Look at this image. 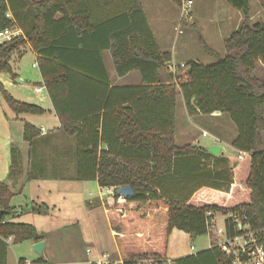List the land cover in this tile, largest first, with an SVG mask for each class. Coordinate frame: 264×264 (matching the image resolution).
Returning a JSON list of instances; mask_svg holds the SVG:
<instances>
[{"label": "trees", "instance_id": "1", "mask_svg": "<svg viewBox=\"0 0 264 264\" xmlns=\"http://www.w3.org/2000/svg\"><path fill=\"white\" fill-rule=\"evenodd\" d=\"M170 1L176 6L181 2ZM225 1L243 14L223 41L225 54L212 50L192 22H184L195 28L204 52L216 61L206 65L191 61L190 72L181 76L167 70L171 53L159 49L138 0H0V30L10 24L22 30L20 36L0 44V71L16 77L9 59L27 43L37 53L42 82L61 129L76 138L75 179H96L102 187H114V199L105 209L123 264H143L142 260L156 264H231L218 245L167 258L171 231L182 230L191 237L206 234L212 213L235 215L224 221L227 237L241 234L246 225L264 246V80L253 75L258 63L264 65V22H248L249 0ZM7 9L13 20L5 17ZM105 49L110 51L118 76L135 70L143 85L109 89L101 55ZM92 77L104 82L100 83L106 98L102 115L99 110L77 126L73 105L79 82ZM164 78L176 80L177 85L165 83ZM177 87L188 114L220 112L233 121L236 135L231 145L247 156L242 180L249 190L247 200L225 205L191 196L178 199L163 192L158 179L198 181L208 173L200 159L212 157L202 147L188 150L175 143ZM0 95L16 114L45 112L39 105L13 97L1 82ZM119 96L124 98L116 100ZM38 134L34 125L24 124L22 136L30 151ZM180 158L194 159L197 174L185 178L177 175ZM221 160L228 164L226 158ZM22 174V158L13 147L7 179L14 184ZM226 175L222 186L215 189L230 190L234 172L228 169ZM123 185H130L133 194L119 201L115 189ZM13 194L10 184L0 181V208L5 210L0 216V235H12L15 243L40 240L32 224L5 219L12 213L9 202Z\"/></svg>", "mask_w": 264, "mask_h": 264}, {"label": "crops", "instance_id": "2", "mask_svg": "<svg viewBox=\"0 0 264 264\" xmlns=\"http://www.w3.org/2000/svg\"><path fill=\"white\" fill-rule=\"evenodd\" d=\"M138 1L159 49L169 51L171 60H174L175 51L173 46L169 47L167 45L168 35L162 28L168 17L164 2L162 0ZM220 6L221 3L217 4L216 7H212L213 11L208 18L207 27L214 32L213 39L221 40L223 44L224 39L230 34L224 36L225 29L229 26L230 16L219 11ZM168 7L170 8V6ZM205 17L207 19L208 15ZM152 19L160 22L156 24V29L153 27ZM192 19L196 21L195 16ZM192 23H195L198 27L196 22ZM236 27L237 23L233 31ZM202 37L210 47L209 40L204 36ZM26 50H30L34 58H37V53L28 43L20 47L17 52L19 56H22ZM215 52L221 54L218 51ZM101 55L109 89L143 85L139 73L135 70L124 76L116 74L108 49L103 50ZM88 59L89 63H93V60ZM180 62L184 61L181 60ZM32 66H38L37 60L36 63H32ZM39 75L38 82L35 83L33 89L31 88L33 94L26 97L17 91L11 94L20 101L39 105L45 110L44 113L16 114L0 96V181L10 184V189L14 192L9 202L12 213L6 215L5 219L11 222L32 224L41 236L40 240L43 241V254L40 256L32 248V245L37 241L24 240L15 243L12 235L4 237L0 235V264H98L96 262L108 259L116 263L123 262L105 209L106 204L112 202L114 198L105 194L106 188L100 186L96 179H75L76 138L66 134L61 129V121L43 85L40 70ZM19 79L20 82L15 81L18 86L24 82L21 78ZM164 82L177 84L176 80L169 81L167 78H164ZM100 83L104 82L99 77H92L89 81L81 80L79 82V91L73 105L76 122H79L77 126H81L80 122L86 123L89 121L99 110H101L102 115V107L106 98L102 94L104 86ZM36 86H43L44 88L41 92H36L34 90ZM177 91L174 111V137L176 136V107L179 101L182 103L188 118H192L194 115H202L188 114L179 88ZM123 98L124 96H119L116 100ZM208 115L215 117L217 124L222 129L217 131L218 133L213 131L212 135L215 136L213 137V143L203 145H218L221 148L217 155L212 154V157L200 159L199 162L205 165V169L208 170L207 176L198 179V181L194 179L188 180L189 182L186 181L188 183H178L177 180L172 178H160L158 181H160L165 194L178 199L191 196V198H205L208 201L232 205L230 199L233 198L235 200L234 204H238L247 200L249 196V190L242 183L247 171V156L244 155L234 167L231 166L232 163L229 157L233 155L237 157L242 151L231 145L234 136L230 141H226L228 148L224 152L221 146V143L224 142L222 130L226 132L228 121L220 112ZM26 122L34 125L39 131V134L33 139L32 151H30L29 143L22 136L23 126ZM181 130L186 133L184 127ZM13 147L20 152L23 174L16 183L11 184L7 179V174L10 166V151ZM221 158H226L228 164ZM228 169H232L234 176L236 175L239 178V185H237V181H234L236 184L233 183L228 192L215 189L222 186ZM219 171L221 174H219ZM234 189L237 192H234ZM210 215L206 233V235L210 234V238L206 242H197L199 244L196 245L197 247L189 245L187 250H182L175 255L170 256L167 253L168 259L196 254L217 245L222 240L221 232L224 231V222L223 228L217 227L216 229L217 222L220 215L223 216V221H225L229 214L212 213ZM185 235L188 236L189 234L174 228L168 237L167 250L171 240H178L179 243V239L184 238ZM194 240L197 241L196 238Z\"/></svg>", "mask_w": 264, "mask_h": 264}, {"label": "rangeland", "instance_id": "3", "mask_svg": "<svg viewBox=\"0 0 264 264\" xmlns=\"http://www.w3.org/2000/svg\"><path fill=\"white\" fill-rule=\"evenodd\" d=\"M165 5V12L167 14L166 21L164 22L163 29L168 35L167 45L169 47L173 46L174 49V60L179 63L181 60L184 62L195 61L198 63L212 64L216 61V58L207 55L202 45L198 41V35L195 31V28L186 26L184 24H180L181 32L178 33L174 30V25L178 24V15L180 13L179 7L173 4L170 0H162ZM192 12H191V22H196L199 33L207 38L210 43V47L212 50L218 51L221 54H225V48L221 43V40L217 41L213 39L214 32L207 27L208 18L212 15V7H216L217 4L221 3L219 11L222 13L225 12L229 15V26L225 29L224 36L228 33H232L235 24L237 25L243 19V14L241 11L234 9L231 7L225 0H192ZM249 11H248V22L251 24L255 22H264V0H249ZM170 6V8L168 7ZM206 15H208L206 19ZM195 16V20L192 19ZM160 22H156L152 19L153 27L156 29V24ZM219 54V53H218ZM219 54V55H221ZM36 63V59L30 50H26L22 56H19L17 50L12 52L9 63L14 73L17 74L15 78H21L24 82L23 84L17 85L15 82V78H12L11 75L6 71H0V82L3 84V87L11 94L15 91L19 92L23 96L31 95L33 87L35 83L38 82L40 78L39 68L38 66L33 67L32 63ZM187 63L185 67L178 68L175 72L176 74H180L183 76L182 71L187 67ZM173 73V74H175ZM185 75V74H184ZM254 76H257L264 80V65L262 63H258L256 69L253 72ZM177 85V84H176ZM178 89V87H177ZM12 95V94H11ZM1 96V95H0ZM34 96V95H33ZM37 97V96H34ZM180 99V98H178ZM38 101V100H37ZM176 107V120H175V137L176 143L179 148L188 147V150L193 148H199L205 144L213 143L212 133L215 131H220L222 128L217 124V120L215 117L209 115H194L192 118H188L185 113L182 103L179 101ZM8 108V107H7ZM8 110V109H7ZM10 110V109H9ZM223 116L227 119L228 125L226 132L222 130L224 142L221 143L224 152H226L228 146L226 145V141H230L232 137L236 135V128L233 121L230 119L229 115L226 113H222ZM184 127L186 133L181 130ZM230 128V129H229ZM193 143V144H192ZM235 156V155H233ZM192 160V161H191ZM191 160H183L178 159L176 162L175 173L179 176L191 177L198 172V166L195 164L194 159ZM190 179V178H188ZM234 181H237V185H239V178L233 176ZM233 181V183H234ZM236 184V182L234 183ZM236 189L238 187H235ZM235 190V189H234ZM234 192H237L236 190ZM105 194H108L105 192ZM113 194V193H112ZM113 196V195H108ZM233 198L230 199V204H234ZM223 216H219V220L217 222V227L223 228ZM221 220V221H220ZM220 223V224H219ZM215 229V233H216ZM196 238L197 241L194 240ZM210 238V234H203L191 237L190 235L178 240H171L168 245L167 253L172 256L182 250H187L189 245H193L197 247V242H206ZM218 242V240H217ZM199 245V244H198ZM108 262H102V264H114L116 262L112 260H107ZM98 263V262H96ZM120 264V262H117Z\"/></svg>", "mask_w": 264, "mask_h": 264}, {"label": "built area", "instance_id": "4", "mask_svg": "<svg viewBox=\"0 0 264 264\" xmlns=\"http://www.w3.org/2000/svg\"><path fill=\"white\" fill-rule=\"evenodd\" d=\"M192 4V0H181L180 5L178 6L180 10L178 15V24L174 27V30L178 33L181 32V23L183 24L184 22H191ZM5 17L7 19L13 20L10 9H7L5 12ZM21 34L22 30L19 26L16 24H10L9 26L0 30V44L10 41ZM185 66L186 64L184 62L177 63L174 60H170L166 63V68L171 73H175L178 68H183ZM43 88V86H36L34 90L36 92H41ZM244 155L245 152H241L237 157L239 160H241ZM105 188L108 195L114 194V187L106 186ZM123 197L124 196H119L118 200L122 201ZM209 214L210 212H207V215ZM229 216L235 217L233 213H229ZM239 224L241 225L240 222L238 225ZM244 229V232L233 237H227L225 231L221 232V230H219L222 233V240H220L217 245L230 257L231 264H264V246L258 242L254 231L248 230L246 225L244 226ZM102 262L107 263L108 261H99L98 264H102ZM140 262L143 264H156L153 260H142ZM120 264H123V262L121 261Z\"/></svg>", "mask_w": 264, "mask_h": 264}, {"label": "water", "instance_id": "5", "mask_svg": "<svg viewBox=\"0 0 264 264\" xmlns=\"http://www.w3.org/2000/svg\"><path fill=\"white\" fill-rule=\"evenodd\" d=\"M190 72V66H187L183 71L182 74L186 75ZM15 81L20 82L21 80L19 78H15ZM202 148L209 153H212L214 155H217L221 148L218 145H207V146H202ZM229 160L231 161V166L234 167L237 162H238V158L235 156L229 157ZM115 193L118 194L119 196H130L133 194V190L131 188L130 185H123L120 187H117L115 189ZM5 213V210L0 208V216L3 215ZM239 227L241 228V225L239 224ZM32 248L35 252H37L40 256H42V250H43V241H37L32 245Z\"/></svg>", "mask_w": 264, "mask_h": 264}]
</instances>
